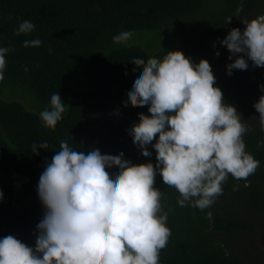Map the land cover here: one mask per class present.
Masks as SVG:
<instances>
[{"label":"trees","instance_id":"trees-1","mask_svg":"<svg viewBox=\"0 0 264 264\" xmlns=\"http://www.w3.org/2000/svg\"><path fill=\"white\" fill-rule=\"evenodd\" d=\"M260 15L264 0H0V46L10 48L0 80V238L14 235L35 246L45 211L37 184L61 141L85 153L122 147L126 159L155 167L156 150L149 145L152 156H143L127 131L140 112L150 115L147 105L127 97L131 77L142 66L130 57L139 54L146 61L180 49L194 62L209 61L225 102L235 105L248 126L246 151L259 166L247 181L229 174L222 193L203 210L181 207L180 193L157 172L154 187L164 193L162 210L171 231L160 264H264L258 237L264 231V146H258L264 131L252 107L264 76L249 65L234 69L226 81L229 50L218 42L234 24L243 30L242 19ZM24 20L35 29L16 35ZM124 28L130 35L115 44L112 37ZM32 39L41 45L25 47L23 41ZM239 88L241 95L234 91ZM56 92L66 112L53 130L43 126L40 113ZM42 142L47 150L39 148Z\"/></svg>","mask_w":264,"mask_h":264},{"label":"clouds","instance_id":"clouds-1","mask_svg":"<svg viewBox=\"0 0 264 264\" xmlns=\"http://www.w3.org/2000/svg\"><path fill=\"white\" fill-rule=\"evenodd\" d=\"M242 23L243 30L234 27L220 41L229 50L228 75L248 69L249 60L264 67V15ZM34 29L24 20L16 35ZM130 32L124 28L113 42L125 41ZM41 43L23 41L25 47ZM9 51L0 46V80ZM130 58L142 66L131 77L127 97L136 106L147 105L150 115L140 112L127 131L143 156H152L149 145L156 150L155 167L151 161L126 159L122 147L85 153L61 141L37 184L45 211L36 225L35 246L14 235L0 238V264H160L171 231L162 210L164 193L154 187L157 172L180 193L181 207L203 210L222 193L229 174L247 181L257 170L259 161L246 151L243 139L248 126L235 105L225 102L206 58L194 62L180 49L146 61L139 54ZM258 87L261 95L253 106L264 131V84ZM65 112L60 93H53L50 106L40 113L43 126L54 130ZM38 146L48 148L46 142ZM38 146L33 145V154ZM3 195L0 190V200Z\"/></svg>","mask_w":264,"mask_h":264},{"label":"rangeland","instance_id":"rangeland-1","mask_svg":"<svg viewBox=\"0 0 264 264\" xmlns=\"http://www.w3.org/2000/svg\"><path fill=\"white\" fill-rule=\"evenodd\" d=\"M234 27H235V28H240V29L242 30V25L240 26L239 24H234L232 27H230V30H231L232 28H234ZM168 28L173 32L174 30L177 29V26H171V25H169ZM221 40H222V39H219V42H220ZM216 53H217V52H216ZM216 53H215V57H216V58H220V56H221L222 53H220L219 56H217ZM249 65H250L252 68H255L256 71H258L259 78H263V76H264V67L253 66L251 62L249 63ZM252 71H254V70H252ZM224 77H225V80H226V81H228V80H232V79L234 78V76H230V75H228L227 73H226V75H224ZM262 80H264V78H263ZM234 91H235V93H236L237 95H241V94L243 93V89L241 90L240 88L237 89V90L235 89ZM20 97H21V96H20ZM223 97H224V100L227 99V96L224 95V94H223ZM253 102H255V101H253ZM253 105H254V103H252V107H254ZM255 110H256V109H255ZM262 230H264V227H262ZM261 232H262V231H261ZM258 237H259V241H262V242H263L262 245L264 246V231H263L262 233H260V235H259Z\"/></svg>","mask_w":264,"mask_h":264},{"label":"flooded vegetation","instance_id":"flooded-vegetation-1","mask_svg":"<svg viewBox=\"0 0 264 264\" xmlns=\"http://www.w3.org/2000/svg\"><path fill=\"white\" fill-rule=\"evenodd\" d=\"M262 250L264 251V247H262Z\"/></svg>","mask_w":264,"mask_h":264}]
</instances>
